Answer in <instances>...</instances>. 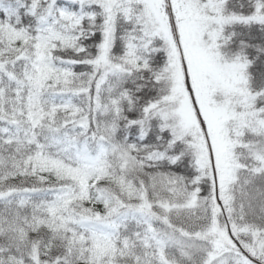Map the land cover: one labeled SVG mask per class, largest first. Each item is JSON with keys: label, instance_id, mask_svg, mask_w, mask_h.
Listing matches in <instances>:
<instances>
[{"label": "snow or ice", "instance_id": "1", "mask_svg": "<svg viewBox=\"0 0 264 264\" xmlns=\"http://www.w3.org/2000/svg\"><path fill=\"white\" fill-rule=\"evenodd\" d=\"M0 264H264V0H0Z\"/></svg>", "mask_w": 264, "mask_h": 264}]
</instances>
